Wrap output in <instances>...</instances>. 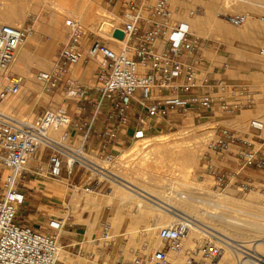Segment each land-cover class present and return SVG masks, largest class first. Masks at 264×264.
Here are the masks:
<instances>
[{
    "label": "built area",
    "instance_id": "1",
    "mask_svg": "<svg viewBox=\"0 0 264 264\" xmlns=\"http://www.w3.org/2000/svg\"><path fill=\"white\" fill-rule=\"evenodd\" d=\"M123 8L120 29L125 43L120 48L97 35L90 38L94 32L87 33L79 18L66 20L67 40L51 68L36 73L45 89L62 90V105L31 119L18 118L0 107V170L6 171L0 182V264H60L67 249L59 235L19 219L31 180L66 182L68 188L87 193L110 189L120 182L118 172L127 165L123 154L114 150L117 144L142 140L178 115L214 108L207 75L188 60L204 38L188 22H172L170 0H130ZM225 16L237 27L247 21L242 13ZM37 20L29 14L22 26L0 24V69L9 68L34 34ZM113 32L112 38L118 40ZM90 61L98 66V87H87L71 77V68ZM25 81L19 74H10L0 90V104L20 94ZM217 105L220 111L238 110L237 104L225 101ZM249 129L251 136L219 127L207 145L217 154L230 152L232 146L240 148L238 168L231 172L240 191L255 187L253 180L238 181L249 168L259 171L264 183V149L256 148L254 141L260 138L264 122L252 119ZM228 177L220 174L219 182ZM188 228L186 218L162 227L159 238L164 246L154 251L144 248L125 264H173L170 254L183 249ZM227 249L264 264V255H253L242 243L234 246L211 234L186 253L183 264H216Z\"/></svg>",
    "mask_w": 264,
    "mask_h": 264
},
{
    "label": "rangeland",
    "instance_id": "2",
    "mask_svg": "<svg viewBox=\"0 0 264 264\" xmlns=\"http://www.w3.org/2000/svg\"><path fill=\"white\" fill-rule=\"evenodd\" d=\"M49 1H51V2H49ZM129 1L130 0H39V3L37 4V6H39V9L32 10L31 8H28V9L24 10L22 13V16H21L22 19L20 18V20L17 21L13 25L22 26L24 24V22L27 20L28 15L32 14V15H35L38 19L36 24H35V32L40 30L39 27H40V23L42 21V18L45 17L44 19L46 21H49L51 19V14H55L57 16L62 17V23H61V25L59 24V28L62 29V35L59 39V43L56 44V46L53 48V52L50 53L51 57H50V63L48 65V68L44 69V68L38 67L39 68L38 71H33V73H34L33 79L36 80V73L37 72L47 71L51 68L52 63L56 58V55L60 49L61 44L64 43L68 38L69 29L66 25V20L68 18H74V17L79 18L83 22V24L87 30V33L94 32L93 34H91L89 36L90 38L97 35L100 38L106 39L110 46H112V47L114 46L113 48H120L121 44L115 45L112 41L110 42L107 37H104L103 35L98 33V31L96 29L97 28V26H96L97 18L95 21H92V23L87 24L86 21L84 20V14L86 13V10H89L91 8L92 13L94 12L96 15L101 14L100 16H105V17H109V18H115L116 17V19L118 20L116 22L118 23L119 26H121V24H122L121 15H122V12L124 9L123 6H124V4H128ZM173 1L175 2V0H173ZM186 1L188 2L189 8L187 7V9H188V12L190 14H191V12H194L193 15L195 16L196 14L202 15L205 13V8H204L205 4L201 0H198V1L197 0H186ZM24 2H25L24 0H18L17 1L18 4H20V3L22 4ZM220 2H221L220 3V7H221L223 2H222V0ZM170 3H172V0H170ZM259 3H261V5H263L262 0L259 1ZM56 5H57V7H56ZM172 6H173V3L171 4V9L172 8L174 9V7H172ZM190 7H192V9ZM223 8H224V6H223ZM261 8H264V7L263 6L260 7V10L262 11ZM101 11H104V12H101ZM240 11L241 10H238V9L233 10L232 8H230L226 12L227 13H242ZM250 11H252L251 8L248 9L247 12H243L242 14L243 15H244V13L249 14ZM173 12H174V10H172V16H171V20L173 23H176L179 21L188 22V20L186 21V19H189V18H186L184 20L180 19V18L178 19V18H176V16H174ZM188 12H187V17H189V15H190ZM216 12H218L217 14H221L222 11H219V8H218L216 10ZM247 14L245 16H247ZM260 15H262V13L259 14L258 17H260ZM248 16H247V19H248ZM219 17H221V18L223 17L226 19V16L222 15V14ZM246 22L248 23L249 20ZM247 23H246V26H247ZM0 24L8 25L9 23H5V21H3V19L0 18ZM13 25H8V26H13ZM243 26L246 27L245 24ZM57 28H58V26H57ZM191 29L196 35H198L202 38H209L210 39V38L214 37L213 34H210L207 32L206 33H199L197 31H195V29L192 25H191ZM32 36H29L26 39V42H25V45L23 46V48L26 47V44L30 41ZM214 38L217 41H221L218 37H214ZM263 48H264V46H263ZM261 50H262V48H260V50L257 52V54H259L261 52ZM43 52H41V53L32 52L34 55H32V54L31 55L34 57L36 56L38 58L44 59L43 57L46 56V53H43ZM71 70H72L71 77L76 79L80 84H83L87 87H95V86L98 87L99 86L98 77H97L98 66L94 62L90 61V62H85V63L79 64V65L71 68ZM11 73H12V71H11ZM14 73L23 76L26 80L24 87L21 90V91H23V92H21V94H22L21 96L23 98V107H28V109L33 107L32 108L33 114L28 113V111H26L24 113V115H17L16 113L11 112V111H6V112L11 113L18 118H29V119H31V118H35L38 115H40L45 109L55 108V107L63 104V96L64 95H63L62 90H57L55 92L49 91V90L45 89V86L42 82L36 81L37 84L41 85L40 89L42 88L41 90L43 91L44 96L47 97V99H48L47 104H43L42 102L38 101V96H40V93L38 91H33L30 94H27L26 92H24V89L26 90V86H27L28 81H29L28 75L21 74L19 72H14ZM6 83H7V81L0 84V90L2 89V87L4 85H6ZM217 97H219V98L225 97V98H227L228 103L233 104V105L237 104L238 110L233 112V113L229 112V111H220L218 105H217V107L212 108V109H206V108L195 109L191 113L176 116L175 119L173 118L174 119L173 121L165 122V125L161 126L160 128H157L155 130L154 129L151 130V132L146 136V138L147 137L149 138V136H151L153 134H162V135H166L164 137H166V139L168 140V143H166V145L163 147L152 145L146 149V150L150 151V149L152 148L150 153H148L149 156H148V154H147V158L145 156L146 159L150 158V159H148V161L149 160L151 161V163H150V161L147 163L148 164L147 166L149 167V169H147V166H145V165L142 166V168H144L143 171L146 173H144L142 171V169L140 167H138V166H140L139 160L141 158L139 159L138 154L135 155L133 153L132 147H133V143L135 141L128 140V141H126V144H124V145L117 144V147L114 148V150L116 152H118L119 154L122 153L123 154L122 158H125L127 160V163L129 164V165L127 164L128 166L126 165L125 171L129 170L128 172H130L131 171L130 166H132V165H133L132 167L135 166V168L138 169L136 171V175L138 178L137 179L138 185H139V183H141L142 179H144L145 181H148L150 178H159L161 176L162 179H160V180L164 181L165 183H168L169 179L172 181H175L177 188L181 189L180 191L182 192L183 191L182 189H184V187L178 185L177 181H180V180L186 181L187 180V182H189L190 185L192 184L191 185V187H192L191 189L193 192L192 195L195 196L197 199L201 200V203L195 204L196 205V211L199 209V212H203V208L206 209V205H204L203 203H205L204 202L205 200L207 202L205 190H202L200 188L202 186H203V189L205 187L209 186L208 189L212 193L217 194V195H220V194L226 192L229 188H232V189L236 190V197L239 199L243 198L248 193L256 192L264 200V191L262 190V187H264V185H263L264 183L261 180L255 181V184H254L255 187L251 188V190L240 191L241 188H239V185H238V183H236V180L231 178V172H233L234 170H237L236 168L238 167V164H239V160L237 158V153H240V151H241L240 148H238L237 146H232L230 148V152L223 153V154H217V153L213 152L207 146L208 145V139L213 138L216 130H218V128L222 127V126L229 127L232 129H236L242 135H245L247 133L251 136V131L249 129L250 121L252 119L263 120L264 119V113L263 114L250 115V116L246 117L243 120L244 123L241 126H239L240 122H239V124H234V123H237L236 121L240 118V117L238 118V116H239L238 112H240L239 111L240 109L243 110L242 109V102L238 101V100L230 99V96H217ZM252 98L258 100L259 98H264V96H253ZM210 99H214V97L212 96ZM86 116H87V114H86ZM234 117H236L238 119L235 118L233 120V122L235 121L234 123H232V121H231V123L233 125L231 123L226 122L227 120L233 119ZM193 143H195L198 146V150H199L198 154L200 156V159L195 164L183 163L184 160L181 158L179 152L181 151V149L184 145L193 144ZM259 147L260 146L258 144H256V148H259ZM132 153L134 154L133 157L130 156ZM177 153L179 154V156H175ZM150 154H152V156ZM157 155H158V157H160L162 159L161 162L159 161L160 158L159 159L156 158ZM151 158H152V160H151ZM232 162H234L235 164H232ZM184 164H185V166H184ZM5 172L6 171H4V170H0V182H1V177L3 176V174ZM222 173L228 175L229 177L227 180H225L221 183V182H219V176ZM229 179H231V180H229ZM34 183L36 185L33 188H31L29 186V183L26 184V186L28 187V188H25L26 192L32 194V197H30V198L31 199L35 198V199H33L34 202L42 201L43 203L49 204L50 206H54L55 208H53V209H55L56 211L53 212L50 209H47L46 207L41 206V209L43 211L41 212V214L37 215L36 211L31 210V207L28 203L29 201H27V204L24 205L21 208V210L19 211V214H18L19 219L24 221V222H26L25 220H27V219L34 220L38 224L36 226V229L37 228L38 229H40V228L45 229L46 231H44V232H49L50 234L59 235L61 239H62V235L64 233L60 232L58 230V226H57L58 223L57 222H56V226L53 225L52 218H53V216H55V218H59L58 221L64 219L65 216H67V214H68L67 205L61 200V197H59V196H56V197L44 196L42 193L41 187L46 186V185H50L51 187H54L56 185H60V186L62 185L61 191H64V193L66 192V195L64 197V201L69 202L72 199V197L74 195H77V194L82 198H84V197L87 198L88 195L89 196H95V195L96 196H105L115 186V185H112L110 189H104L98 193H87L83 190L76 191V189L68 188L66 182H55V181L38 182V181H34ZM197 185H198V187H197ZM34 194L36 197H33ZM215 199H217V198H214L213 200H215ZM207 203L211 204V201H208ZM223 204H226V202ZM228 205L231 206L230 204H228ZM236 208L238 209V207L235 206L234 209H232V210H237ZM115 209H116V207L112 206L110 209H108L106 211L104 218L103 219L101 218V224L98 226V234L96 236H87V235H86V237L84 236L83 241L85 243L84 244L85 248H87L88 250L90 249L91 251H94L96 254L100 253V251H106L108 253H111V256L109 257V261L107 264H118V263L119 264H123V263L125 264V263H128L129 261H131L133 259V257H135L139 252L143 251L144 248L145 249L147 248L148 251H154L157 248H162L164 246L163 242L159 238V232H158L157 237H156V235H152V234H150L151 236H149V235L147 236L146 234H145L146 236L144 234H143V236H141V234H139L136 236L137 237L136 239L132 238L130 236L128 237L127 235H122V234H124V231H127V228L130 226L128 216L126 217V222L123 224V227L121 229H118V230L111 229L108 226L109 225L108 219L110 218L111 215H113ZM256 214L264 215V214L256 212L255 210H249L248 212L244 213V215L246 217H248V216L254 217V216H256ZM87 215H88V213L85 212L83 214V217H86ZM47 217H49V218H47ZM75 218L77 219V222H81L76 215L71 213L67 217V221L65 222V226H66L65 228L66 229L69 228V225H71L74 222ZM175 220H177V219L172 217L170 219V221L168 222V224L175 221ZM166 225L161 226L157 231H160V229ZM63 229H64V226H63ZM120 230H121V233H120ZM143 233H146V232H143ZM105 234H106V237L104 236ZM202 236H203V234L199 233L198 234V240L199 239L200 240L199 241H193V243H190V245L185 243L186 242V239H185V241H184L185 250H184V255L182 257V262L184 261V259L186 257V253L188 251L192 250L194 247H196V245L199 246L200 244H202V242L206 238L205 236H203V237ZM141 237H143V238H141ZM206 240H207V238H206ZM124 241H127L128 243L124 245V243H123ZM195 242H196V244H195ZM189 248H190V250H189ZM262 248L264 249V246ZM66 250L61 255V260L64 261L66 259L64 261L65 263L67 262L66 264H75L76 261L80 262V263L83 262L81 259H78V257L72 255V252H71L72 250H68V249H66ZM124 250H125V253H124ZM127 253H129V255ZM172 253L174 254L175 252H171L170 256L171 255L173 256ZM65 254H67V256ZM237 255L238 256L240 255V257H241L240 259L243 258L242 254H237ZM232 256H235V255L232 254ZM234 260H235V258H234Z\"/></svg>",
    "mask_w": 264,
    "mask_h": 264
},
{
    "label": "bare ground",
    "instance_id": "3",
    "mask_svg": "<svg viewBox=\"0 0 264 264\" xmlns=\"http://www.w3.org/2000/svg\"><path fill=\"white\" fill-rule=\"evenodd\" d=\"M17 1L18 0H1L0 1V18L3 19V21H5V23H9L8 25H13L17 21H19L24 10H26L28 8H31L32 10L39 9V6H37V4L39 3V0H24L25 2L22 4L21 3L18 4ZM184 1L182 0L181 2H183V3H181L179 0H175V2L172 0V3H173L172 7H174V9L173 8L171 9V14H172V10H174V12H173L174 16H176V18H178V19L180 18L183 20L186 18H189V17H187L188 4L185 3ZM220 1L221 0H210V1H208L209 6L208 7L206 6V7L209 9V12H208V9H207V12H208L209 16L211 15L212 16L211 18L214 19L209 24H211V26H212V28H214V30L216 29V30L220 31L219 32L220 34L222 32V33H226L227 35H236L237 32H240V34L242 33L241 35L245 36L246 35V28H247L246 23L247 22H245L246 27H244L243 25L238 26V27L233 26L231 23H228V21L224 22V20L222 23H220L219 18H221V17H219V16L221 14L222 15L227 14L226 11L230 8H232L233 10H235V9L241 10L240 12H242V13L247 12V10L250 8L256 9L257 12H259V11H261L260 7L264 6V5H261V3L259 4V2L257 1V2H255V4L257 6L254 8V6H253L254 1L252 2V0H222L223 3H222V6L220 7V3H221ZM49 2H51V1H49ZM203 3H206L205 0ZM223 6H224V8H223ZM56 7H57V5H56ZM190 8L192 9V7H190ZM218 8H219V11H222L221 14H217L218 12H216V10ZM101 12H104V11H101ZM246 14L244 13V15H246ZM100 15H98V14L96 15L94 12L92 13V10L90 8L89 10H86V13L84 14V20L86 21L87 24H90V23H92V21H95L97 18V22H96L97 28L96 29H97L98 33H100L104 37H107L109 39V41L110 42L112 41L115 45L121 44V46H122V44L125 43L124 39L116 40V39L112 38V32L114 31V29L120 27L118 25V23L116 22V21H118L116 19V17L115 18H109V17H105V16H100ZM248 15L249 14H247V16ZM51 17H53L54 19L57 20L58 25L59 24L61 25V23H62V17L61 16L51 14ZM44 18H42V21L44 20ZM208 18H207V20H208ZM200 19H197V20L200 21ZM192 20L195 21L194 18ZM186 21H187V19H186ZM201 21H202V19H201ZM247 21H248V19H247ZM189 23L191 24V21ZM203 23H204V21H203ZM248 23H247V25H248ZM193 24H194V22H193ZM198 24H201V23L199 22ZM204 24H206V23H204ZM207 24H208V21H207ZM4 25H6V24H4ZM14 26H16V25H13V27ZM201 26L197 25L196 27L199 28ZM202 28L203 27H201L200 29H202ZM59 30H61V32H62V29L59 28ZM250 39H252V38H250ZM22 48L23 47H21V49ZM262 48H263V46H262ZM21 49L16 54L15 59L12 61V63L10 64V66L7 70L0 69V84L7 81L8 76L14 72L26 74L29 77V81H28V84L26 86V90L24 89V92H26L27 94H30L33 91H38L40 93V96H38V101L42 102L43 104H47L48 99H47V97L44 96V93L41 90L42 88L40 89L41 85L36 83V81H39V80L37 78H36V80L33 79L34 73H33L32 67L37 66V67L47 69L48 65L50 63L49 55H50V52H52L51 51L52 48L47 50L46 52H43V53H46V56L43 57L44 59L38 58L36 56L35 57L32 56L27 51V49L25 50V48H23L22 50ZM263 50H264V48H263ZM255 56L258 58L256 60H260L261 62L264 61V52L261 51L259 54H255ZM248 57H250V56H248ZM11 71H12V73H11ZM21 92H23V91H21ZM21 95L22 94L20 93L16 96H10V97L5 98L1 102L0 106L2 107V109L5 112L11 111V112L16 113L17 115H24V113L26 111H28V113H30V114H33V112H32L33 107H31L29 109H28V107H23V98ZM238 118H236V119H238ZM244 119H245V117H240L236 121L237 123H234L235 121L233 122V120H232V123L239 124V122H240L239 126H241L244 123V121H243ZM164 136H166V135L153 134V135L149 136V138L147 137L148 139L144 138L142 140H136L133 143L132 150H133V153L135 155L138 154L139 159L141 158L139 160L140 166H138V167H140L142 169V171L144 169V168H142V166H144V165L147 166L148 165L147 163L150 161V160L148 161V159H150V158H148V159H146V158H147V154L150 153V151L152 150V148L150 149V151L146 150V149L152 145L162 146V147L165 146L166 143H168V140ZM198 151H199L198 146L195 143H193V144L184 145L182 147L181 151L179 152V154H180L181 158L184 160L183 163L195 164L200 159ZM133 153L130 156L133 157L134 156ZM179 154L177 153L175 156H179ZM150 155L152 156V154H150ZM145 156H146V158H145ZM148 156H149V154H148ZM156 158L159 159L160 157H158V155H157ZM151 160H152V158H151ZM161 160L162 159L160 158L159 161L161 162ZM150 163H151V161H150ZM132 166H130L131 167L130 172H128L129 170L125 171L126 169L125 170L122 169L121 171L118 172V175L121 178L120 182L115 183L114 184L115 186L107 195H105V196H96V195L95 196H89L88 195L86 198V201H84L85 197L83 200V198L77 194V195H74L68 203H66L67 208L73 209L75 213H82L85 209V206L89 207L91 210V215H90V219H89L88 223H90V226L93 227L96 222L97 223L99 222V218H100L101 212L104 209V207L113 206V204L116 203V212L108 220V224H109L108 226L114 230L121 229L123 227V224L126 222V217L128 216L130 226L127 228V231H124V234H122V235H127L128 237L130 236V237L135 238V239L137 238L136 236L139 234H141V236H143V234L144 235L146 234L147 236L148 235L151 236L150 234H152V235H156V237H157L158 232H159L157 230L163 225H166V224L170 225L172 222L169 224H168V222L170 221V219L172 217L176 218L177 220L182 219V218H186L188 220V227L189 228H188V233L185 237V239H186L185 243L188 245H190V243H193V241H199L200 240V239L198 240V234L199 233L203 234V236H205L206 238L210 237V234H211V235L217 236L219 238L221 237L224 240H227L230 244H232L234 246H238L240 243H242L246 248L253 250V252H252L253 255H257V254L264 255V249L262 248L264 246V215L256 214V216H254V217L253 216L246 217L244 215V213L248 212L249 210H255L258 213L264 214V200L258 195V193H256V192L248 193L243 198L239 199L236 197V190H234L232 188H229L226 192H224L220 195H217V194L212 193L208 189L209 186L205 187L204 189L202 186L200 188L202 190H205L207 202L211 201V204L207 203L205 200L204 201L205 203H203V204L206 205V209L203 208V212H199V209L196 211V205L195 204L201 203V200L197 199L195 196L192 195L193 194L192 189H191L192 184L190 185V183L187 182V180L186 181H184V180L183 181H181V180L177 181L178 185L184 187V189H182L183 190L182 192L180 191L181 189L177 188L175 181H172L169 179V182L165 183L164 181L160 180V179H162L161 176L159 178H150L148 181H145L144 179H142L141 183H139V185H138L137 184L138 178L136 175V171L138 169H136L135 166L134 167H132ZM184 166H185V164H184ZM147 169H149L148 166H147ZM144 173H146V172H144ZM197 187H198V185H197ZM61 190H62V185L61 186L56 185L54 187H51L50 185L46 186V192L49 195H53V196L62 195L64 197L66 195V192L64 193V191H61ZM59 197H61V196H59ZM214 198H217V199L213 200ZM61 200H63V199H61ZM225 202H226V204H223ZM228 204H230L231 206H229ZM235 206H237L238 209L236 208L237 210H232V209H234ZM70 213H73V212H70ZM66 217L63 219V222H65ZM143 232H146V233H143ZM120 233H121V230H120ZM141 238H143V237H141ZM203 242H205V240ZM195 244H196V242H195ZM197 247H199V246L196 245V247H194L192 250L196 249ZM184 250H185V246L183 245V249L181 251H179L177 253L175 252L174 254L172 253L173 256L171 255V260L174 264H183V262L185 261V259H184V261L182 262ZM189 250H190V248H189ZM124 253H125V250H124ZM127 254L129 255V253H127ZM232 254H234L235 256H232ZM65 255L67 256V254H65ZM234 258H235V260H234ZM240 258H241L240 255L238 256L237 254L232 252L231 249H227L224 252V254L222 255V257L219 258V260L217 261L216 264H255L254 260L250 259L249 257H245L246 259H243V258L240 259Z\"/></svg>",
    "mask_w": 264,
    "mask_h": 264
},
{
    "label": "crops",
    "instance_id": "4",
    "mask_svg": "<svg viewBox=\"0 0 264 264\" xmlns=\"http://www.w3.org/2000/svg\"><path fill=\"white\" fill-rule=\"evenodd\" d=\"M179 1L181 2L182 0ZM208 1L210 0H205L206 3H204L205 4L204 14L202 15L196 14L195 17L193 13L192 15H189V19L187 20L188 23L191 21V24L189 23V25L190 27L192 25L195 31L199 33L210 32V34H213L214 37L217 36L221 41L215 40L214 37L210 39L204 38V41L202 42L201 46L195 51V53L192 56L188 57V60L197 63L202 73L207 75L209 83L212 85V88H210L209 91H210V96L214 97L213 99L214 108L217 107V104H219L220 102H224V101L228 102L227 98L225 97L219 98L217 96H230V99H234L242 102L243 110L241 109L239 110L240 112H238L239 115L238 117L246 118L250 115L263 114L264 98H259L258 100H256L253 99L252 97L264 96V63H263L264 61L261 62L260 60H256L258 58L255 56V54H257L260 48H262L261 46H264V14H263L264 8H261L262 9L261 12L260 11L257 12L256 9H252V11H250L251 13L249 12V16H252V18H250V20L248 19L250 22L248 23L246 28V35H245L246 37L244 35H241L242 33L240 34V32H237L238 35L237 34L227 35L226 33H222V32L220 34L219 33L220 31L216 29L214 30L211 24H209L214 19L211 18L212 16L211 15L209 16L208 14L209 12V9L207 8L209 6ZM257 1L259 2L261 0H252V2L254 3L253 5L254 8L257 6L255 4V2ZM184 2L188 4L186 0ZM202 2H204V0ZM262 4L264 5V0H262ZM261 13L262 15L258 17L259 14ZM193 18L195 19V21L192 20ZM196 18L197 19L201 18L202 21L201 19L199 21ZM219 19H220L219 20L220 23H222L223 20L224 22L227 21L223 17ZM203 21L206 24H204ZM199 22L201 24H198ZM197 25L200 26L202 25L201 27H203L202 28L203 30L200 29L201 27L199 28L196 27ZM39 29H40L39 31L34 32L32 38L26 44L25 47V50L27 49V51L32 55H34L32 52L35 53L36 52L41 53L43 51L46 52L51 48H52L51 51L53 52V48L56 46V44L59 43V39L62 35L61 30H59V25L57 23V20L52 17L49 21H46L45 19L41 21ZM50 57L51 56L49 55V58ZM38 69L39 68L37 66L32 67L33 71H38ZM235 118L236 117H234L233 119H229L226 122L231 123V121L234 120ZM252 133L255 132L253 131ZM259 137H260L259 139L254 138L255 144L262 146V148L264 149V130L260 133ZM232 164L235 163L232 162ZM238 178H239L238 181H243L248 179L257 181V180H262V175L259 171L249 168L247 170H244ZM34 181L35 180H31L29 182V186L31 188H33L36 185ZM46 186L41 187L43 195L47 197H56L53 195H49L46 192ZM27 196L31 210L36 211L37 215L41 214V212L43 211L41 209V206H44L53 212L56 211L55 209H53L55 208L54 206H50L49 204L43 203L42 201L34 202L33 199L35 198L33 199L30 198L32 197L31 193H27ZM59 196H61V199H63L62 201L65 204L68 203L64 201L65 196L64 197L62 195ZM33 197H36L35 194L33 195ZM84 201H86V198ZM113 206L116 207V203H114ZM109 207L112 206L104 207V209L101 212L99 222L98 223L96 222L93 227L90 226V223H88L91 215V210L87 206H85V209L82 213H75L73 209L67 208L68 209L67 217L71 214L70 212H73L72 214L79 217V220L81 221V222H77V219L75 218L74 222L71 225H69V228L67 229L65 228L66 226L64 224L67 221L66 216H65L66 217L65 222H63V219L58 221L59 218H55V216H53L52 218L53 225L56 226V222H57L58 230L64 233L62 235V239L60 238L61 242L67 245L68 250H72L71 252L73 256H76L78 257V259H81L83 261L81 263L76 261L75 264H107L108 263L111 253H108L106 251H100V253L96 254L94 251H91L90 249L88 250L84 246L85 243L83 241V238L84 236L86 237V235L96 236L98 234V226L101 224V218L102 219L104 218L106 211L110 209ZM85 212L88 213L89 216L87 215L86 217H83V214ZM115 212L116 209L113 215L115 214ZM113 215H111L110 218ZM25 221L35 228L38 225L34 220L31 219H27ZM63 225H64V229H63ZM39 230L46 231L45 229H41V228ZM123 243L125 245L128 242L124 241ZM60 264H66V263L61 260Z\"/></svg>",
    "mask_w": 264,
    "mask_h": 264
},
{
    "label": "water",
    "instance_id": "5",
    "mask_svg": "<svg viewBox=\"0 0 264 264\" xmlns=\"http://www.w3.org/2000/svg\"><path fill=\"white\" fill-rule=\"evenodd\" d=\"M113 36L118 38V39H124L125 33L122 29L116 28L113 32Z\"/></svg>",
    "mask_w": 264,
    "mask_h": 264
}]
</instances>
